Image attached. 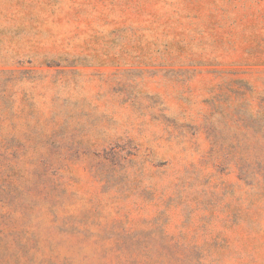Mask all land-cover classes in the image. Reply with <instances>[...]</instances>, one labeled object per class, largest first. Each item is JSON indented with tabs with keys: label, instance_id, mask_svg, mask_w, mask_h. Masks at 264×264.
I'll list each match as a JSON object with an SVG mask.
<instances>
[{
	"label": "rangeland",
	"instance_id": "1",
	"mask_svg": "<svg viewBox=\"0 0 264 264\" xmlns=\"http://www.w3.org/2000/svg\"><path fill=\"white\" fill-rule=\"evenodd\" d=\"M0 264H264V0H0Z\"/></svg>",
	"mask_w": 264,
	"mask_h": 264
}]
</instances>
